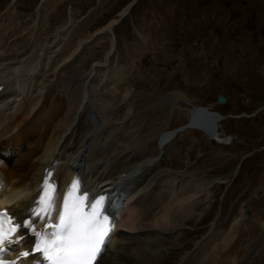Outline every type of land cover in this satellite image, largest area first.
<instances>
[{"label":"rangeland","instance_id":"rangeland-1","mask_svg":"<svg viewBox=\"0 0 264 264\" xmlns=\"http://www.w3.org/2000/svg\"><path fill=\"white\" fill-rule=\"evenodd\" d=\"M128 2L0 0V50L16 53L33 44L47 47L55 37L62 48L67 42L71 48L93 35L95 42L83 49L79 61L88 70L105 61L114 40L99 32L125 11ZM113 30L117 42L109 56L110 73L122 66L124 70L115 76L113 90L105 89L103 95L111 96L114 118L126 113L123 100L132 105L130 122L139 138L147 139H137V144L155 149L157 135L190 117L182 110H190L183 97L225 114L217 123L222 134L218 133L230 137L221 143L195 128L180 129L170 140L176 148L165 146L159 165L151 163L150 174L129 178L145 176L141 178L145 188L160 175L201 184L192 197L191 212L174 226L164 227L170 228L161 232L157 250L155 234L146 235L152 238L141 243L138 264L150 262L153 251L157 264H178L183 259L180 264L186 260L194 264L204 255L213 256L207 264H264V227H259L264 219V0H134ZM106 67L100 65L94 75L100 82L107 77ZM70 68L64 70L62 86L51 71L47 73L43 81L47 107L69 96ZM218 94L224 96L222 103L216 101ZM127 139L125 134L123 140ZM162 195L169 198L168 190ZM225 231L233 232L228 242L222 240Z\"/></svg>","mask_w":264,"mask_h":264},{"label":"bare ground","instance_id":"bare-ground-1","mask_svg":"<svg viewBox=\"0 0 264 264\" xmlns=\"http://www.w3.org/2000/svg\"><path fill=\"white\" fill-rule=\"evenodd\" d=\"M110 24L99 33L112 37L107 31ZM61 31H57L56 36L59 37ZM112 38L114 40V36ZM93 42L94 36L88 35L75 43L76 45L73 44L74 47L70 48L67 42L62 48L55 37L51 46L47 44V47L33 44L24 51H15L16 53L0 50V177L6 180L5 189H9L13 201L9 210L13 214L29 205L34 196V186L41 181L45 166L52 167L51 177L59 184L55 192V203L67 180L75 173L84 187L95 190L111 187L118 191L125 184H133L128 193L117 199L120 206L115 209L121 213L117 225L124 226L128 232L117 229L107 258L101 255L99 263L138 264L142 254L138 251L141 246L140 235L145 237V244L149 241L147 234L157 228L164 229L166 225L172 226L174 221L181 219L184 214L187 215L190 204H193L192 197L201 184L197 180L186 181L184 178L175 179V182L171 177L160 175L156 182L146 183L145 188L140 179L145 176L140 175L137 180L129 179L142 173L150 174V170L154 169L151 165L154 163L153 159L164 152L166 143L169 144L174 134L171 135L168 130L161 132L155 149H148L137 144V139H147L139 138L138 130L131 124V105L125 100L123 106L127 108L126 113L119 119L114 118L110 109L111 96L108 93L103 95V92L113 90L115 76L124 69L122 66L110 73L109 57L102 61L103 64H92L93 67L88 70L81 67L79 61L82 51ZM100 65L107 66L108 71L106 79L101 82L94 77L96 71L100 70ZM69 67L72 69L70 68L66 84L70 91L67 100H63V103L62 100L48 103L52 105L47 107V87L45 89L43 86L47 73L51 71L58 85H61L64 84V70ZM68 93L67 91L66 94ZM184 109L195 115L192 109L182 108ZM188 117L191 124L189 127L202 131L208 139L213 137L214 140L220 139L222 142L230 141V137L219 136L217 123L222 117L216 119L214 128L210 123L198 121L192 114ZM95 126L100 131H93ZM125 134L128 135L126 141L123 140ZM104 147L107 151L102 149ZM99 163H103V168ZM149 164L151 167H148ZM165 190H168L169 198L162 195ZM142 218H146L149 225L143 223ZM236 223L238 221L233 227ZM232 231L221 233L222 238L223 235L226 236V239H222L223 242L230 240ZM159 233L156 231L154 235L156 241H159ZM129 234L133 240L127 243ZM203 249L195 251L194 254L202 252ZM116 251L121 254L111 257ZM211 256L208 255L198 264H207L213 257ZM150 257L155 263L156 251ZM147 263L148 259L144 264Z\"/></svg>","mask_w":264,"mask_h":264},{"label":"snow or ice","instance_id":"snow-or-ice-1","mask_svg":"<svg viewBox=\"0 0 264 264\" xmlns=\"http://www.w3.org/2000/svg\"><path fill=\"white\" fill-rule=\"evenodd\" d=\"M45 196L41 197L43 207L36 212L40 218L41 212L44 217L51 215V210L55 203V189L45 180ZM3 184L0 182V187ZM51 188V192L49 189ZM79 188L77 181L72 182V189ZM72 192L63 199V211L56 209L59 223L52 225L55 229L51 233H45L44 236H50V239L45 240L41 237V244L36 245V252L39 254L43 252V259H38V264H96L101 253L103 252V245L111 231L110 221L108 216L103 215L105 205V197L101 196L91 203V211L85 212L83 210L82 202L89 199L87 196H78L69 199ZM4 220L0 218V246L4 245L7 239V233L3 228ZM20 226L30 227L31 225ZM8 231H15L9 229ZM3 248L0 247V251ZM31 251V248L29 249ZM23 256H28L25 252ZM15 264V262H11Z\"/></svg>","mask_w":264,"mask_h":264},{"label":"water","instance_id":"water-1","mask_svg":"<svg viewBox=\"0 0 264 264\" xmlns=\"http://www.w3.org/2000/svg\"><path fill=\"white\" fill-rule=\"evenodd\" d=\"M129 4H130V3H129ZM129 4H128V5H129ZM110 26H111V24H110ZM110 26H109V28H110ZM222 99H223V97H222L221 95H218L217 100H218V101H221Z\"/></svg>","mask_w":264,"mask_h":264}]
</instances>
